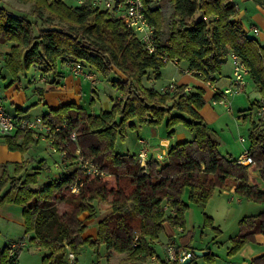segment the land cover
Returning a JSON list of instances; mask_svg holds the SVG:
<instances>
[{"label": "trees", "instance_id": "1", "mask_svg": "<svg viewBox=\"0 0 264 264\" xmlns=\"http://www.w3.org/2000/svg\"><path fill=\"white\" fill-rule=\"evenodd\" d=\"M0 0V44H11L4 56V67L11 75L9 84L22 82L31 68L47 74L58 84L65 67L81 62L87 70L105 76L115 72L113 85L120 97L113 99L111 108L94 114L75 102L51 109L44 115L53 126L65 124L64 136L77 133L82 152L93 158L110 173L101 178L84 175L76 166L63 171L60 178L42 186L41 167L33 171L25 162L0 165V207L6 203L23 206L25 232L37 240L50 254L43 264H66L67 247L79 253L86 242L97 250L101 244L111 251L126 253L133 264L143 263L155 253L154 243L164 230V223L185 228V213L191 204L205 208L216 187L232 188L242 198L264 202V189L250 182L248 167L231 155L222 154L201 109L205 90H186L180 85L177 93L161 92L146 87L144 78L153 71L156 78L166 64L142 46L123 17L112 11L91 5L70 7L63 0H22L32 3L31 15L14 13ZM264 8V0H252ZM145 11L154 24L159 51L171 58L185 61L195 75L215 82L222 66L232 52L238 53L259 88L264 102V45L250 37L247 29L236 19L239 10L234 0H144ZM200 16L195 19V15ZM177 110L183 115H174ZM166 119L168 127L183 121L192 131V139L176 143L169 149L162 165L155 159L145 172L138 155L116 151V142L125 138L128 128L137 125H160ZM249 154L264 181V117L251 122ZM11 150L25 152L29 144L39 142L31 133L16 132L5 136ZM77 144H71L69 157ZM40 162H43L41 160ZM74 162L72 161L71 164ZM83 182L78 192L75 183ZM108 201L111 212L98 223L97 236L85 235L87 218L97 214L95 202ZM59 202L69 209L60 212ZM206 222L212 217L205 213ZM139 231L138 243L135 232ZM262 235L264 247V210L244 216L239 232L231 237L229 253L244 245L257 242ZM186 237V236H185ZM184 237V238H185ZM188 243L184 241L183 248ZM6 252L5 262L16 264ZM77 255V254H76ZM214 261L209 249L204 255ZM192 261L197 256L192 249ZM77 260V258H76ZM161 264H180L163 260ZM249 264H264V253Z\"/></svg>", "mask_w": 264, "mask_h": 264}, {"label": "rangeland", "instance_id": "2", "mask_svg": "<svg viewBox=\"0 0 264 264\" xmlns=\"http://www.w3.org/2000/svg\"><path fill=\"white\" fill-rule=\"evenodd\" d=\"M63 1L70 7L80 5L79 0ZM1 2L12 12L25 14L35 19V17L31 15V2H25L22 0H2ZM238 4L240 5L241 10L246 11L242 22L246 29H249L251 24L256 23L255 19L251 17L253 13V6L247 2H238ZM199 16L200 13H197L195 15V19ZM255 25H257L260 32L256 33L254 31L247 30V33L250 37H255L262 45H264V41L261 40V32H264V29L258 24ZM222 68L223 74L230 70V58L225 64H223ZM187 69H189V66L185 61H181L178 65L173 61H169L162 67L159 78H156L154 72L150 71V77H154L155 80L151 81L149 77L146 76V78H144V85L146 87H154L159 91L163 86L170 82H174L179 86L187 85L191 87L192 90L202 87L205 90V103L207 102L208 104L203 118L208 123L212 136L219 141V149L221 153L226 155L231 154L232 156L237 157L241 155V153L246 152L250 144L249 135L251 132V122L259 119L258 102L261 99V93L259 89H256L258 87H253V83L250 82L247 88L245 87L246 91L228 96V106L220 103L214 104V92L207 84V80H205L202 76L187 72ZM34 70L36 69L31 68L29 71L34 72ZM4 73L11 76L5 67ZM37 74L38 73L34 75V78L36 79H38ZM26 76L28 77H24L22 81L23 87L28 84L30 75ZM220 76L221 75L217 77V81H220ZM30 77L32 78V76ZM116 78L118 77L115 72L108 76L97 73L98 82L95 91H92L93 89H91V87H88L85 90V95L82 99L84 107L95 113H100L102 109H106L107 107L111 108L113 104L112 97L120 93L119 89L112 83V80ZM221 79L224 83L219 82L218 86H226L225 82H227V78L225 79V76H223ZM0 88L5 95L6 88L1 86V82ZM7 105L9 107L11 106L10 103H6V106ZM43 106L44 105L42 103H39L37 108H31L33 115L41 114L46 111L47 107L45 106L44 108ZM251 106L253 109L249 110ZM245 112L249 113L247 119H244V116H242ZM172 113L174 115L187 116L177 110H173ZM35 116L37 115L32 117ZM162 124V135L165 138L176 139L179 135L182 138L186 137L187 140L192 139L193 137L192 131L183 121H179L171 127H168L166 119H164ZM140 137H144L143 131H139L138 128H128L125 138L119 137L117 140L116 151L120 153L127 151L131 153H139L138 150L140 146L137 147L136 144ZM241 137H244L245 140L241 141ZM2 138L5 140V136L0 133V139ZM156 142L160 143V139L153 140V143ZM2 148H6L8 150L7 146L3 144ZM9 152L12 156V151L9 150ZM3 153L4 152L0 148V158ZM27 155L30 159L33 158V165H38L42 160L41 158H43V160L45 158L49 166V170L52 173H58L63 169V167H56V162L60 160V154L58 151L54 150L52 143L46 139H41L39 142L33 143L29 147L26 157ZM55 158L57 160H55ZM9 168V173L12 174L14 172V167L12 166ZM33 170L34 168L30 169V171ZM51 178L52 176H46V174L41 171L38 186H42L44 181ZM229 189L216 187L205 209L192 204L185 213L186 224L183 230L180 227H173L172 225L164 227L163 232L155 241V253L164 258L166 256L165 245H167V243H169V239L172 238V241H174L177 245L182 244L183 246L184 241H186L188 243V249L208 251L209 247V249L215 254L214 261L212 262L208 261L204 255L197 256V264H244L245 261L250 262L249 251L257 253L264 249L263 245L259 243H248L239 251L232 254L229 253V250L232 247L231 237L239 232L240 220L245 215L258 213L260 210L264 209V202H257L242 198L236 192L233 194L235 199L230 201L229 198L232 194H228ZM240 199L241 201H238ZM94 204L97 211L103 212V210L107 208V205H109V202L96 201ZM58 206L60 212H64L69 209V205L65 202H59ZM204 212H207L208 215L212 217V224L205 221L206 216ZM92 221L93 220L88 223V226L85 229V235L91 236L92 239H95L97 236L98 224L96 222L92 223ZM169 229H172L171 232ZM170 233H173V235L171 236ZM29 234L30 233L25 232V227L22 223L16 220L13 221L4 218L0 215V264H8L5 262V255L7 254L8 257L10 254L9 247L13 243L19 242L20 240L25 241L27 245L20 250L19 258L16 264H43V257L50 254V251L45 249V247H43L37 240H32ZM71 250L72 249L70 247H67L66 255ZM3 251L6 252V254L2 256ZM75 254H77L75 264H133V262L128 259V255L126 253L113 252L109 255L106 245L103 244H101L99 246V250H97L90 242H86L82 246L80 252ZM63 260H66L65 257ZM154 264L161 263L156 261Z\"/></svg>", "mask_w": 264, "mask_h": 264}, {"label": "built area", "instance_id": "3", "mask_svg": "<svg viewBox=\"0 0 264 264\" xmlns=\"http://www.w3.org/2000/svg\"><path fill=\"white\" fill-rule=\"evenodd\" d=\"M80 5H91L100 10L114 11L123 17L126 24L134 31L139 38L142 46L149 54L156 55L163 62L173 61L175 64L179 63L178 58H171L166 52L159 51V44L154 24L149 20L145 11L144 0H79ZM251 30L258 33L259 28L252 26ZM232 61V77L229 86L224 88H218L211 80L207 81V84L214 92V100L217 103L228 106L227 98L229 95H233L239 92H243L248 84L247 74L249 69L244 62L243 58L236 52H232L229 56ZM70 70L75 75H83L93 83L97 80L96 74L93 71L87 70L83 63L76 62L70 65ZM187 72L194 73L192 69H187ZM179 85L174 82H170L161 88V92L177 93L179 91ZM186 90H189L187 87ZM259 118L264 117V102L258 109ZM66 125L53 126L45 121L44 116H26V115H12L10 114L4 104V94L0 88V132L3 136L13 135L20 131L24 133H31L35 138L46 139L50 141L55 151L60 154V160L56 162V167H65L74 162L76 167L81 172L91 178H101L110 175L100 164H98L93 158L85 155L80 146L77 144L78 137L75 131H72L65 136ZM77 144L72 155L69 157V150L71 144ZM138 155V161L145 172L149 171V162L152 160L150 151L147 146L140 150ZM168 157V156H167ZM166 156L164 153H159L155 158L156 161H164ZM238 162L243 165L255 164L253 157L247 151L244 155L238 158ZM66 171V170H65ZM63 173V172H62ZM83 182L75 183L71 187L72 192H78L79 187ZM183 230V227H180ZM139 231L135 232V242L138 243ZM27 243L23 240L13 243L9 247V256L14 257L20 250L25 247ZM167 260L177 261L181 263L186 258L192 256V251L184 249L174 241L167 244ZM76 254L73 250L69 251L66 256V264H75ZM158 260V256L154 253L143 262V264H154Z\"/></svg>", "mask_w": 264, "mask_h": 264}, {"label": "crops", "instance_id": "4", "mask_svg": "<svg viewBox=\"0 0 264 264\" xmlns=\"http://www.w3.org/2000/svg\"><path fill=\"white\" fill-rule=\"evenodd\" d=\"M234 1L236 2L237 6H238V10H239V15L236 17V19L239 20L242 24H243L242 21H243L245 14H246V11L240 9V5L238 4V2H244V3L247 2L253 6V13H252L251 17L253 19H255L256 23L251 24L249 29H247V30L252 31L251 27L257 26L255 24H258L260 27H262L264 29V8H262L260 5H258L256 3H254L252 0H234ZM243 26L245 27L244 24H243ZM261 40L264 41V32H261ZM10 49H11V44H0V82H1V86H4L6 88L5 95H4L6 110L12 115H15V116L16 115L44 116L51 109L59 108L60 106L68 104L70 102H75L79 105H83L82 99L85 95L86 88L91 87V89H93L92 91H95V88L97 87V82H98L97 78H96L97 80L93 83L91 80H89L88 78H86L83 75H75L74 73H72L68 66L65 67V73L63 74V76H62V78L58 84L51 82L50 76L47 77V74H43V75L40 74L39 70H34V72H31V71L26 72L24 77H28L26 75H30V76H32V78L29 76L28 84L24 87L22 86V82H17V81L9 84V82L11 81V76H8L7 74L4 73V56L6 53H8L10 51ZM180 62L181 61L179 60V63ZM230 62H231L230 70L225 74H223V72H221V76L219 77L220 81L216 80L215 82H213L214 85L217 86L218 88H224L226 86H229L231 83V77H232V71H233L231 59H230ZM92 71L96 74V77H97V73H99V72H97L95 70H92ZM36 73H38L37 74L38 79L34 78V75ZM223 76H225V79L227 78V82H225L226 86H224V87L218 86L219 82H223L221 79V77H223ZM24 77H23V79H24ZM246 78H247V80H249L247 86L249 85L250 82H252L254 85L253 87H255V88L258 87L256 85V83L254 82L250 72H248ZM149 79L151 81L155 80L154 77H149ZM247 86H246V88H247ZM187 87L189 88V90L190 89L192 90L191 87H189V86H187ZM246 88L244 91H246ZM256 89H259V88H256ZM119 97H120V93L117 94L116 96L112 97V99H116ZM6 103H8V104L10 103L11 106L10 107L8 105L6 106ZM39 103H42L44 105L43 106L44 108L46 106L47 110L42 112L41 114H34L33 115V112L31 110L34 108H37ZM213 103L218 104L214 100V95H213ZM206 107H208L207 102L204 104V107H202L203 109H202L201 113H203L202 115H204V116H205ZM209 107H210V105H209ZM107 109H109V107H107L106 109H102V110H107ZM252 109H253V107L251 106L249 108V110H252ZM93 113L97 114L95 112H93ZM248 115H249L248 112H245L242 114V116H244L243 117L244 119H247ZM162 125L163 124H160V125L143 124V125H137L136 126V128H138L139 131L144 132V137H140L137 141V144H136L137 147L140 146L138 152H140L141 149H143L145 146H147L149 148L150 156L152 159H155L159 153H164L166 156V159L163 162L159 161V163L161 165L167 161L169 149L172 146H174L176 143L186 140V137L182 138L179 135L176 139L163 137ZM181 136H184V135H181ZM154 139H160V143H157V142L153 143ZM39 140H41V139H39ZM244 140H245V138L241 137V141H244ZM2 144L6 145L8 150L6 148L3 149ZM31 145L32 144L28 145L27 150L25 152H21L18 150H11L8 147V145L4 142V138L0 139V148L4 152L0 158V165L9 164V167H12L13 164H15L17 162H19V163L25 162L28 170H30L32 168L41 167L42 169L40 170V172L41 171L44 172L46 174V176H48V175L52 176L51 179L60 178L63 171H65L67 169L70 170L71 168L76 166L74 163L71 164V162H72L71 161L70 164L63 167L62 171H60L58 173H52L49 170V166H48L45 158H44V160H43V158H41L43 160V162H40L38 165H33V162H32L33 158L30 159L28 155L26 157L27 151L29 150V147ZM9 150L12 151V156H11ZM247 151H248V149L246 150V152ZM246 152L241 153V155H239L237 157L232 156L231 154H229V155H231L234 159H238L240 156L244 155ZM135 154H138V153L135 152ZM55 160H57V159L55 158ZM55 160H54V162H55ZM248 172H249L250 182L252 184L256 185L260 190H263L264 189V181L261 178V175H260L256 165L255 164L249 165ZM51 179L44 181V184L46 182L50 181ZM235 188H236V186H233L228 191L229 195L232 194L229 198L230 201H233L235 199V197L233 195V194H235ZM238 201H241V199ZM203 209H205V208H203ZM263 210L264 209L260 210L259 212H261ZM110 212H111L110 205H107V208H105L103 210V212L97 211V214L95 217L87 218V213H85L86 215L83 214L84 216L82 215V218L84 219V223L87 226L91 220H93L92 223L96 222L98 224L99 221H101L103 218H105ZM204 213L208 214L207 212H204ZM258 213H254V214H258ZM0 215L3 216L4 218H7V219H10L13 221L16 220V221H18L24 225V216H23V206L22 205H19L16 203H6L0 207ZM248 215H252V214H248ZM245 216H247V215H245ZM168 225H170L169 222L164 223V227H166ZM171 230L172 229H169L170 232H171ZM170 235L172 236L173 233H170ZM29 236H31V234H29ZM262 240H263V236L259 235L257 242H254V243L261 244ZM171 241H172V238H170L168 242H171ZM178 246L183 247L182 244H178ZM166 247H167V245H165V248ZM154 250L156 252L155 243H154ZM188 250L192 251L191 249H188ZM113 252H115V251H111V253H113ZM165 253H166V256L164 258H162L160 255L155 253L158 256L157 261L159 263H161L163 260H167V251ZM249 253H250L249 260L251 261L253 258L263 254L264 249L257 252V253H253V251H249ZM66 256H65V259H66ZM64 262H66V260ZM249 263H250L249 261H245L244 264H249Z\"/></svg>", "mask_w": 264, "mask_h": 264}, {"label": "water", "instance_id": "5", "mask_svg": "<svg viewBox=\"0 0 264 264\" xmlns=\"http://www.w3.org/2000/svg\"><path fill=\"white\" fill-rule=\"evenodd\" d=\"M208 251H204V250H194V254L196 256H203L207 253ZM193 257H188L186 258L184 261H182L180 264H189L192 261Z\"/></svg>", "mask_w": 264, "mask_h": 264}]
</instances>
